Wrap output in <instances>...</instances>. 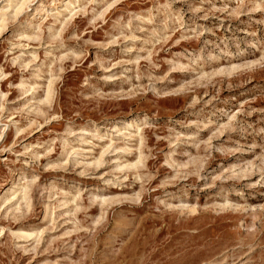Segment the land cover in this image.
I'll list each match as a JSON object with an SVG mask.
<instances>
[{
	"label": "rangeland",
	"instance_id": "374dc122",
	"mask_svg": "<svg viewBox=\"0 0 264 264\" xmlns=\"http://www.w3.org/2000/svg\"><path fill=\"white\" fill-rule=\"evenodd\" d=\"M0 196V264H264V0L1 4Z\"/></svg>",
	"mask_w": 264,
	"mask_h": 264
},
{
	"label": "bare ground",
	"instance_id": "6f19581e",
	"mask_svg": "<svg viewBox=\"0 0 264 264\" xmlns=\"http://www.w3.org/2000/svg\"><path fill=\"white\" fill-rule=\"evenodd\" d=\"M28 0H1L0 1V5L1 4H3V3H5V5H8V6H12V5H14V7H15V11L16 12H18V11H20L21 10V8L23 7V5L27 2ZM41 6V5H40ZM130 122V121H129ZM131 123V122H130ZM124 124H126V123H124ZM128 124V123H127ZM126 124V125H127ZM130 125V124H129ZM131 126V125H130ZM14 191V190H13ZM12 191V192H13ZM13 194V193H12ZM1 197V196H0ZM9 197V196H8Z\"/></svg>",
	"mask_w": 264,
	"mask_h": 264
}]
</instances>
